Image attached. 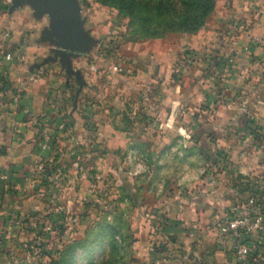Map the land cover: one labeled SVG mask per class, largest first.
Instances as JSON below:
<instances>
[{
  "label": "crops",
  "instance_id": "crops-1",
  "mask_svg": "<svg viewBox=\"0 0 264 264\" xmlns=\"http://www.w3.org/2000/svg\"><path fill=\"white\" fill-rule=\"evenodd\" d=\"M16 1L18 7L51 16L36 34L37 43L13 31L11 43L26 45L28 56L17 53L10 62L0 58V71L9 68L20 96L18 103L0 97V164L16 187H34L29 193L21 190L27 212L68 225L62 239L70 240L105 213L96 200L100 195L114 205L113 212L131 217L129 264H239L234 239L219 235L215 224L236 200L238 186H264V0L216 5L226 17L210 36L214 60L224 58L221 67L215 66L218 75L203 69L202 76L211 79L192 77L196 69L177 78L168 75L155 91L146 83L115 84L118 64L105 69L86 56L100 37L85 23L72 26L54 1ZM72 5L79 10L78 3ZM76 17L87 19L77 12ZM192 35L191 45L198 46L201 31ZM70 45L77 50H68ZM7 48H12L9 43ZM138 93L141 99L134 101ZM27 106L30 113L24 112ZM60 113L69 123L64 132L57 129ZM44 129L56 134L47 150L37 145ZM129 149L139 157L129 158ZM223 151L231 160L221 167L225 180L213 175L208 161V154ZM171 152L188 153L201 163H192L175 180L164 177L154 196L150 172ZM39 161L55 168L54 180L35 170ZM160 167L166 170L167 164ZM51 189L58 193V209L45 196ZM154 215L166 217L163 232L151 226ZM24 245L27 249L28 242Z\"/></svg>",
  "mask_w": 264,
  "mask_h": 264
},
{
  "label": "rangeland",
  "instance_id": "rangeland-1",
  "mask_svg": "<svg viewBox=\"0 0 264 264\" xmlns=\"http://www.w3.org/2000/svg\"><path fill=\"white\" fill-rule=\"evenodd\" d=\"M70 1L79 4L80 8L76 12L81 18L87 17L83 21L78 19L77 22L73 23H85L86 26L92 29L95 36L100 37L98 45L86 55L88 59L95 65L105 69H109L114 64L121 65L122 68L119 67L118 73L120 74L116 77L115 84L146 83L153 88L159 87L168 75L170 78H177L179 73H189L192 69H196L195 72H197L196 74L193 72L192 77H196L198 74L202 76L200 72L202 69L203 71H209L211 74L218 73L215 70L216 60L212 56L215 46H213L210 36H214L215 33L213 34V32L218 31L224 24L226 17L221 11V7L218 8V6H220L219 3H227L228 0ZM6 3V8H0V29L6 27L11 30L12 37L8 41L12 47L11 50H15L12 51L14 56L19 53L20 58H24V56H28L26 45L11 43L13 31L20 37L27 36L26 41L29 40L32 44L37 43L36 34L48 25V17L51 16L48 11L32 9L29 6L18 7L16 0H6ZM10 3L13 7L12 12L9 9ZM217 4L218 6H216ZM198 5L200 9L197 8ZM193 8H195L194 11ZM76 12L74 9L71 10L69 16L71 20L76 17ZM198 14L202 17L203 22L200 26L157 25L159 22L171 21L175 16L185 15L191 20L192 17L195 18ZM193 28L201 31L203 36V38H200L198 46L191 45ZM32 32L35 34L33 38L30 37ZM178 32L181 34H177ZM160 34H163V36ZM218 44H220L219 40ZM220 49L218 48L216 51L220 52ZM68 50L76 51L77 48L70 45ZM201 79L204 81L211 78L204 75ZM156 89L153 88L154 91ZM134 96H136L134 101L141 99L139 93ZM208 155V161L211 162L213 168V175L225 180L219 174L222 173L221 167L228 165L231 161L227 157L228 153L223 151ZM192 163L200 164L201 162L194 158L192 160L188 153L171 152L166 162L162 164L163 166L167 164L166 170L161 169L160 166L162 165H156L150 172V177L155 182L152 194L157 196V188H161L164 177H167L170 181L175 180L185 175ZM3 167L0 164V232L3 233L0 237L3 238L4 235L6 242L0 250L2 252L0 257L3 258H0V264H18L20 262L38 264L37 255L30 253L24 247V243L41 239L40 235L42 234H37L29 229L28 236L26 234L18 235V231L24 229L21 226L25 219H29L31 225L36 226L37 231L42 230L45 233H47L44 230L45 226L50 225L51 222L45 213L31 215L27 212L25 206L21 204L24 201L22 191L26 190L29 193L33 191L34 187L28 188L26 186L22 189L16 187L15 178L11 173L6 176L4 173L7 171L5 172L6 168L3 171ZM147 171L145 170L144 174ZM226 179L227 183L229 180ZM230 182L234 183L232 180ZM237 188L236 199L237 197L246 199L251 193L257 192L262 193L264 196V186L258 182H247V184ZM51 191H54V189H51L46 196H49ZM16 200L18 201L16 202ZM17 204L19 205L17 206ZM118 214L120 215L116 216L111 222L108 221V223L104 222V218L97 219L96 221H100V226L92 222L90 231L81 237L78 236L76 242L71 241L72 243H70L67 251L74 246L89 247L91 250L96 251L95 256L98 257V264H102L104 261H107L108 264H129L133 259L132 244L134 241L131 217L125 215L126 213L121 215V212H118ZM18 219L21 221L17 222ZM36 234L39 235V238L35 236ZM57 236L56 233L50 234L49 242L52 247L58 243L59 238ZM22 238L24 242H22ZM103 238L105 239L102 241ZM4 249H9V251ZM79 260L86 263L83 255L79 257Z\"/></svg>",
  "mask_w": 264,
  "mask_h": 264
},
{
  "label": "built area",
  "instance_id": "built-area-1",
  "mask_svg": "<svg viewBox=\"0 0 264 264\" xmlns=\"http://www.w3.org/2000/svg\"><path fill=\"white\" fill-rule=\"evenodd\" d=\"M3 7H7L6 0H0V8ZM11 37L12 32L10 29L6 27L0 29V58H4L8 62L12 61L15 57L11 48H7V43L11 40ZM261 40H264V38ZM115 69H119V65H115ZM9 75L10 70L7 66L1 69L0 78L9 79L10 81ZM1 86V99L4 101V98L9 96L12 102L18 103L20 96L18 92L12 88V85L9 87L8 84L1 82L0 87ZM24 112L30 113V107H25ZM58 116L60 120L57 123V129L58 131L64 132L68 129L69 123L61 113L58 114ZM2 119L3 118L0 116V128L2 127ZM40 133L37 142L38 147L41 150L50 149L56 134L48 130L45 131V129ZM126 155H128L129 158L139 157L135 149H129ZM139 164L141 163L138 162V165ZM35 170L38 173L45 174L49 180L55 179L52 175V172H55V168L45 161H39ZM139 170L138 168L137 172ZM5 175L7 176V174ZM96 200L102 205V211L108 215V218H112L114 205L111 202L104 201L100 195L96 197ZM48 202L53 209L59 208L57 191L54 190L49 193ZM20 221L19 219L17 220V222ZM164 223L165 219L162 216L154 215L152 217L151 226L156 231L163 232ZM215 226L219 235L232 237L234 239L239 264H264V254L262 253V249L264 248V196L262 193H251L246 199H239V197H237L224 215L216 221ZM44 230L47 231V238L44 239V244L47 249H55L56 247H52L49 242L50 234L56 233L58 234L57 238H62V236L66 235L68 232V228H64L52 222L50 225H46ZM41 240L38 242L40 246Z\"/></svg>",
  "mask_w": 264,
  "mask_h": 264
},
{
  "label": "trees",
  "instance_id": "trees-1",
  "mask_svg": "<svg viewBox=\"0 0 264 264\" xmlns=\"http://www.w3.org/2000/svg\"><path fill=\"white\" fill-rule=\"evenodd\" d=\"M197 8L200 9L199 5ZM194 10H195V8H193V11ZM201 24H203V22H202V17L200 16V14H198L195 18L192 17L191 20H189L185 15H182L181 17L175 16V17H173V19H171V21H168V22L163 21V22L157 23V25H173V26H179V27H186V26L187 27H195L196 25L200 26ZM192 30L194 32L198 31L197 28H193ZM160 35L163 36V34H160ZM223 62H224V58H222L220 56L216 57L215 65L217 67H221ZM1 80H3V81H1ZM1 82H3L4 84L6 83L9 85V87H11V82L9 81V79H2V77H1L0 83ZM0 88H2V86ZM47 200H48V198H47ZM117 214H118V212L114 211L112 213V218H108V215L106 213H103L101 218H104V222L108 223V221L111 222V220L115 219L116 216L120 215V214H118V215ZM122 214H123V212H121V215ZM162 217L164 219H166L165 216H162ZM93 223H95V225H97V226H100L99 225L100 221L95 220ZM60 226H62L64 228H68V225L62 224ZM21 227L24 229H31L33 232H36L37 234H42V235H40L41 236L40 238L41 239L43 238L42 240L38 239L36 241H29L28 245H27V250L30 253L37 255L36 258H38V260H37V261H39L38 264H98V257L95 256L96 251H93L94 249L91 250L89 247L80 248V247L74 246L72 249H69L67 251L70 243L76 242L78 237L72 238L70 240H63L62 239L63 242H61V245H59L57 243L55 249H47V247H45V244H44V242H45L44 239L47 238V234L45 232H43L42 230L37 231L38 229L36 228V226L31 225L29 219H25ZM90 227H91V225H89L88 228H86L84 234H86L90 231ZM37 234L35 236H38V238H39V235H37ZM4 237L5 236L3 235V238ZM3 238L0 237V239H2V240H0V243H2V245L4 246L6 240H5V238L4 239ZM104 239L105 238H103L101 240L103 241ZM40 240H41V246L38 243ZM164 246H165V244H161L160 246H158V248L162 249V248H164ZM4 250L9 251V249H4ZM82 255H83V258L86 260V263H83L79 260V257ZM18 264H27V263H23V262L21 263L20 262ZM29 264H31V263H29ZM102 264H108V262L104 261Z\"/></svg>",
  "mask_w": 264,
  "mask_h": 264
},
{
  "label": "water",
  "instance_id": "water-1",
  "mask_svg": "<svg viewBox=\"0 0 264 264\" xmlns=\"http://www.w3.org/2000/svg\"><path fill=\"white\" fill-rule=\"evenodd\" d=\"M35 1V0H34ZM43 1V0H41ZM45 1H48V0H45ZM56 3V7L58 8V11L62 12L63 14H65L66 17H68V21L70 22V24L73 26H76V25H80V24H74L73 22H77L76 19L77 17H75L73 20L70 19V13H71V10L74 9L73 7V3L75 4L76 2H71L70 0H52ZM16 4H17V1H16ZM77 4V3H76ZM12 5L10 7V10H12ZM43 11V10H41ZM74 11L76 12V9H74ZM76 14V13H75Z\"/></svg>",
  "mask_w": 264,
  "mask_h": 264
}]
</instances>
